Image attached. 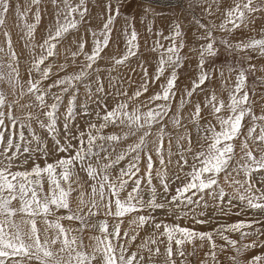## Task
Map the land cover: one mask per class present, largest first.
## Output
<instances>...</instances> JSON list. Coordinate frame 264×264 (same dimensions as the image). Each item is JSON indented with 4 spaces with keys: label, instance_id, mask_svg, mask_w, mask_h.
Segmentation results:
<instances>
[{
    "label": "snow or ice",
    "instance_id": "obj_1",
    "mask_svg": "<svg viewBox=\"0 0 264 264\" xmlns=\"http://www.w3.org/2000/svg\"><path fill=\"white\" fill-rule=\"evenodd\" d=\"M61 2L63 7L60 6ZM145 2L150 3L152 0ZM122 3L123 0H117L113 12L111 0H108L105 4L106 19L100 31L91 32V49L86 50V41L81 38L77 42V50L71 53L73 65L78 63L79 57L83 58V62L79 63L76 71L51 84L44 83L50 79L52 72V67L46 61L57 55L58 45L67 35L74 30L79 31L80 25L88 22V0H79L75 5L73 0H52L56 12L54 24L47 30L48 35L43 43L26 45L30 48L32 59L29 79L25 82H22L19 55L13 48L11 34L7 30L3 33L7 52L0 47V53L8 57L9 71L7 76L0 73V83L11 90L12 98H9L5 87H0V264H178V258L179 264H191L188 258L194 257L198 248H204L205 241L209 251L204 253L205 259L201 264H208L209 259L212 264H221L219 255L229 249L234 252L227 257L230 264H245L242 257L246 251L257 246L264 247V241H259V237L264 236V220H242L204 232L178 223L169 225L156 222L151 214L152 210L165 209L167 205L168 210L178 218L187 217L189 211L195 216L197 209L203 216V210L210 206V201L212 206L223 211L226 198L229 204L239 199L245 206L242 211L252 209L264 214V189L257 191L252 183L254 174L264 176V114L258 116L253 111L246 89L245 70L241 68L238 71L232 87L228 88L225 80L227 101L215 92L206 97L203 107L209 109L215 124L208 122L203 127L200 124L203 118L201 104L194 105L188 120L204 133L199 150L195 148L187 125L183 123L185 104H191L194 93L211 79L209 73L204 71V65L206 57L217 54L213 35L217 28L215 24L209 26L199 19L195 21L200 29H204L200 39L207 43L201 45L199 50L200 73L192 81L191 88L184 91L176 111H173L171 101L176 97L177 69L183 66L180 53L185 46L182 39L177 42L183 36L179 22L174 24L169 36H164L163 32L155 33L171 43L165 48L159 39L155 41L152 50L162 51L152 77H149L147 67L139 65L143 78L137 90L131 96L122 89L116 91L114 95L123 96L124 99L110 109L104 103L101 111L95 113L98 123L89 122L87 131H82L76 137L77 145L71 143L72 137L66 136L62 143L56 136L61 116L65 132L70 131L69 123L77 115V98L81 86L90 99L100 93L107 95L98 75V61L109 46L115 20L121 15ZM214 3L217 4L216 11H220L222 0H214ZM40 4L41 0H27L23 13L19 4L15 6L18 18L24 20V36L29 41L34 39L41 21ZM33 6H36L34 23H28L27 14ZM12 7L11 0H0V28L5 26ZM143 11L145 18L150 14L164 15L162 12L156 13L151 7H145ZM256 13L264 14V0L259 3L257 0H235L234 4L224 8L219 30L232 33L241 26L247 27L254 22ZM212 14L209 10V15ZM125 20L127 22L129 18L125 17ZM128 27L131 32L127 28L124 31L126 51L119 57L111 58L113 69L126 65L139 50L134 24L129 22ZM220 43L230 51L235 49L244 52L251 49L259 50V54L264 55V38H252L236 45L226 40ZM37 48L39 54L35 51ZM168 69H171L170 75L161 84L160 91L147 101L133 105L132 102L147 93L151 83L159 81ZM60 70L66 71L65 66L60 65ZM232 71L235 69H229V78ZM220 75L224 77L223 70ZM108 83L115 87L111 77ZM54 88L59 91L53 92ZM65 94L69 95V99L66 110L61 113ZM25 96L31 97V100L22 104L21 100ZM102 99V96L95 99L98 107H101ZM33 108L39 109L45 120L34 115L31 111ZM18 111L22 114L17 115ZM85 114L91 115L87 107ZM246 118H250L251 126L244 132ZM34 120L52 136L55 151L66 153L65 156L47 162V145L41 147L43 141L32 130ZM169 123L176 130L175 135L168 129ZM109 127L114 131L105 134V129ZM25 129L31 132L30 139L26 137ZM242 135L244 140L241 149L244 155L237 159L234 141ZM249 141L255 145V149L249 145ZM173 142L179 154L175 159L174 179H170L169 165L174 162ZM195 143H200V139ZM33 152H40L44 156L43 166L35 162L28 166ZM255 152L260 155H255ZM153 154L161 166L155 170V177L159 179L163 192L169 193V185L180 182L175 188V195L170 198L164 196V202H161L157 188L153 185ZM142 159L147 161L143 177L140 175ZM124 161H127L126 167H117ZM81 171L91 181V192L87 194V199ZM221 173L224 174L225 183L233 188L232 193H228L220 183ZM145 178L149 193L147 199L143 194ZM73 201L76 202L75 208L72 206ZM145 212L148 214H143ZM133 213L140 214L132 216ZM181 213L184 215L181 216ZM99 216L104 218L93 219ZM126 216L132 218L127 221L128 228L122 229ZM63 221L78 222L79 227H66ZM148 228L152 229L151 234L142 238L133 251L132 246L140 237V231H147ZM85 229L99 233L89 237V245L83 242ZM229 233H239V240L231 239ZM252 237L255 239L251 243H244ZM217 238L224 243L218 244ZM196 241H200V244L197 245ZM161 245H164L163 253ZM189 245L191 251L186 250ZM247 264H264V255L253 256Z\"/></svg>",
    "mask_w": 264,
    "mask_h": 264
},
{
    "label": "rangeland",
    "instance_id": "obj_2",
    "mask_svg": "<svg viewBox=\"0 0 264 264\" xmlns=\"http://www.w3.org/2000/svg\"><path fill=\"white\" fill-rule=\"evenodd\" d=\"M78 2L79 0H73L74 5ZM116 2L117 0H111L113 12L116 7ZM234 2L235 0H222L220 11H216L217 4L214 3V0H152V2L150 3H146L145 0H123V3L120 5L121 15L115 20L109 46L102 52L101 55L103 58L98 61V75L101 81L104 83L105 92L107 93V95L100 93L97 94L96 97L90 99L86 96L85 91L82 87L78 93L77 98V115L69 123L70 131L67 133L65 132L63 117L61 116L57 124L58 130L56 132V136L61 139L62 143L64 142L66 136L72 137L71 143L73 145H77L78 140L76 139V137H79L82 131H87L89 122L98 123L95 113L101 111L104 103H106L108 108L110 109L115 106L116 103L124 99L123 96L114 95L116 91L122 89L124 91H127L129 96H131L132 93L137 90L143 78L142 70L139 65L143 64L145 67H147L149 77H152L155 74V70L158 65L160 51H162L152 50L155 41L159 39L165 48H167L171 43L170 40H165L163 37H158L155 35V33L163 32L164 36H169L172 33L174 24L176 22H179L181 24V31L183 33V36L181 38H178L177 42L179 43L180 39H182L185 46L180 53L181 57L183 58V66L177 69L178 80L176 97L171 101L172 109L173 111H176L179 106L181 96L184 94V91L191 88L193 81L191 77H193L195 80L200 73V69L198 68L199 50L201 45L207 43V41L200 39V36L204 33V29H200L197 26V24L195 23L197 19H199L200 22L205 25L211 26L215 24L217 26L216 30L213 33L216 40L214 47L217 49V54L215 56L206 57V62L204 65V71L209 73L211 79L206 81V83L201 86V89L197 90V92L194 93V95L191 97V104L186 103L182 111V115L184 117L183 123L187 125V130L191 134L195 148L199 150L201 144L203 143V140L201 138L203 137L204 133L202 130L193 127L188 120V117L193 111L194 105L197 103L201 104L202 117L207 122H212L213 124H215V119L210 114L209 109L203 107L205 99L206 97L210 96L212 92H215L218 97H220L221 95L220 98L227 101L228 92L226 90L225 80L227 79V87H232L235 84L236 75L241 68L245 70V74L247 77L246 89L249 92L253 111L258 116L264 114V55H260L259 50L254 51L251 49L244 52H237L235 51V49L230 51L227 47H225V45L220 43L221 40H226L229 44L236 45L241 41L248 42L252 38H264V14L256 13L253 23H249L247 27L241 26V28L236 30L235 32L228 33L220 31L218 26L224 18V8L234 4ZM257 2L259 3L260 0H257ZM107 3L108 0H88L89 15L88 17H86L88 22L81 24L79 27V31L74 30L69 35H67L71 41L67 38V40L64 39L58 45L57 55L49 58V60L46 61V64H49L52 67V72L50 74V79L44 82L45 84H51L54 80H57L65 76L66 74L72 73L78 69L79 63L83 62V58L79 57L78 63L76 65H73L71 53L77 50V42L81 38H84V40L86 41V50L91 49V32L100 31L104 19H106L107 15L105 10V4ZM11 4L13 6L12 11L7 17L5 26L3 28H0V47L5 48V52H7V44L3 33L5 30H7L8 32L12 31L14 33V36L13 38H11L12 42L15 45H13V48L16 53H20H17L19 55L20 74L22 77V82H25L29 79V67L32 59L30 48L26 45L43 43V39L48 35L47 30L54 24V13L56 12V8L53 6L52 0H41V4L39 5V9L41 12V21L37 26L34 39L29 41L24 36V33L26 32V29L24 28V20L18 18L15 11V6L19 4L20 11L21 13H23L27 6V0H11ZM60 6L63 7L62 2L60 3ZM145 7H151L156 13L162 12L164 15L153 16L150 14L145 18L143 11ZM209 10L213 13L212 15H209ZM35 11L36 6H33L32 10L28 12V23H34ZM125 17H128L129 21L126 22ZM129 22L134 24L135 30L138 33L139 50L137 52V55L132 57L126 65L119 66L113 69L111 58L119 57L126 51V38L124 35V31L127 28L128 32H131V28L128 27ZM149 28L152 29L151 32L148 31ZM86 29L88 30L87 32L85 31ZM35 51L37 54H39L40 50L37 48L35 49ZM7 60L8 57L4 53H0V73H3L5 76H7V73L9 71L7 67ZM60 65H64L66 71H61ZM250 65L253 66L252 69H250ZM230 68L235 69V71L231 72L229 78ZM221 70L224 71V77H221L220 75ZM170 72L171 69H168L159 81L151 83L148 92L142 95L138 101H133L132 104L135 105L136 103L147 101L150 96L160 91L161 84L165 82L166 77L170 75ZM110 77L112 78L115 87L109 86L108 82ZM118 77H121V82L119 81ZM184 83L185 86L182 87ZM95 86V80L93 79V88H95ZM0 87H5V91L9 93V97L11 99V90L2 83H0ZM24 87L26 88L27 84H25ZM53 91L58 92L59 89L54 88ZM18 94L19 89H17V95ZM101 96L103 97L100 102L101 107H98L95 99ZM67 99H69V95L65 94L63 103L60 108L61 113L66 110V105L68 102ZM29 100H31V97L25 96L21 100V103H27ZM50 102L51 100H49V103ZM85 107H87V111L90 112L91 115L85 114ZM25 111H28V109H26ZM31 111L34 112V115L39 116L41 120H45V117L39 109L33 108L31 109ZM21 114L22 113H20L19 111L17 112V115ZM224 115H227V113H225ZM244 123L246 125L244 132H246L247 127L251 126L250 118H246ZM200 124L203 127L207 126V124L203 123L202 120L200 121ZM168 129L173 131L174 135L176 134V130L172 128V125L170 123L168 124ZM32 130L43 141L41 147L47 145V162H52L66 155V153H58L55 151V144L52 136L48 134L46 129L41 128L35 120L32 122ZM112 131H114V129L112 127H109L108 129H105V134L111 133ZM180 131L183 132L184 129L181 128ZM25 135L28 139L31 138V132H29L28 130L25 131ZM241 137L234 141L237 159L240 156L244 155V151H242L241 149V144L243 141ZM198 139H200V143H195ZM124 146H126V144L122 145L121 147ZM165 146L167 147V139ZM35 147L36 145L35 143H33V148ZM253 149H255V147H253ZM117 150L120 149L118 148ZM178 154L179 149L177 148L175 142H173L174 162L173 164L169 165L170 179H174L173 173L176 171L175 159L177 158ZM254 154L257 156L260 155L259 152H255ZM189 160H191L190 156ZM33 162L39 163L41 166H43L45 163V158L40 152H33L31 161H29L28 166L30 167ZM153 164V185L157 188L158 196L160 197L161 202H164V196H168L170 198L171 195H175V188L179 185L180 182L176 181L175 183H171L169 185L170 192L165 194L163 192V187L159 179L155 177V170L160 169L161 166L159 164V160L155 157L154 154ZM146 165V159H142L140 162V175L142 177L147 170ZM126 166L127 161H124L121 162V164L117 167ZM80 176L82 177V182H85L83 190L86 193L85 199H87V194L91 192V188L89 187L91 181H88L87 175L83 171L80 172ZM220 183L224 186L225 190L228 193H232L233 188L229 187V185L225 183L223 173H221L220 175ZM252 183L257 191H259L260 189H264V176H262L261 174H254ZM143 194L145 196V199H147L149 193L146 184V178ZM73 195H76V193H74ZM209 203L210 206L203 210L205 213L203 216L199 214L200 209H197L195 216H193V214L189 211L187 217L178 218L177 215L168 210L167 205L165 209L152 210L151 214L155 217L156 222H162L169 225L178 223L183 227H188L191 229H195L196 231L204 232L213 231L221 225L231 224L242 220H252L253 218L264 220V214H261L258 211L252 209L242 211L245 206L239 201V199H234L229 204L228 198H226L223 204V211H221V209L218 207L212 206L211 201ZM72 206L73 208H75V201H73ZM185 211L188 210L185 209ZM61 213H63V210H61ZM236 213L240 214L237 215ZM139 214L140 213H133L132 216H136ZM143 214L146 215L148 213L145 212ZM183 215L184 214L181 213V216ZM103 218V216H99L93 219ZM131 218V216H126L124 218L125 223L122 225V229L128 228L127 221ZM197 220H202L205 222L197 223ZM63 224L66 227H79L78 222L63 221ZM257 227L260 226L257 225ZM151 231V228H148L147 231H140V237H138V239L132 246L133 251L136 250L135 246L139 244V240L141 242L142 237L150 235ZM98 234L99 233L97 231L91 233L88 231V229H85L83 232L84 244L89 245L91 243L89 237ZM228 235L231 239L239 240L240 238L239 233H229ZM253 239H255V237L248 238L244 241V243H251ZM259 241H264V236H260ZM217 243L223 244L224 241L217 238ZM196 244L199 245L200 241H196ZM186 250L191 251V246H186ZM163 251L164 245H161V252L163 253ZM207 251H209V246L207 241H205L204 248H198L196 255L194 257H189L188 259L191 264H201V261L205 259L204 253ZM233 254L234 252L230 249L221 253L218 257L221 264H230V261L227 259V257ZM257 255H264V247L257 246L255 248L249 249L244 253L242 259L245 261V264H247V261L251 260L253 256ZM179 259L180 258H178V264ZM162 260L163 257L161 256L160 261ZM158 264H160V262H158ZM208 264H212L210 259L208 260Z\"/></svg>",
    "mask_w": 264,
    "mask_h": 264
},
{
    "label": "bare ground",
    "instance_id": "obj_3",
    "mask_svg": "<svg viewBox=\"0 0 264 264\" xmlns=\"http://www.w3.org/2000/svg\"><path fill=\"white\" fill-rule=\"evenodd\" d=\"M33 10H34V9H33ZM42 33H43V32H42ZM10 34H11V37L13 38L14 33H13L12 31H10ZM40 34H41V33H40ZM43 34H44V33H43ZM73 37H74V36H73ZM66 38L70 40V38H68V36H67ZM66 38H65V40H67ZM74 38H75V37H74ZM69 40H68V41H69ZM70 41H71V40H70ZM12 43H13V42H12ZM5 45H6V44H5ZM13 45H14V43H13ZM14 46H15V45H14ZM15 49H16V48H15ZM17 53H19V52H17ZM19 54H20V53H19ZM3 57H4V56H3ZM164 78H165V77H164ZM191 78L194 80L193 77H191ZM118 79H119L120 82L122 81V80H121V77H118ZM222 81H223V80H222ZM120 84H121V83H120ZM184 86H185V83L183 84L182 87H184ZM81 88H82V86H81ZM53 92H55V91H53ZM67 97H68V96H67ZM67 97H66V98H67ZM220 97H221V95H220ZM9 98H10V97H9ZM67 100H68V99H67ZM79 105H80V104H79ZM224 114H225V113H224ZM211 120H212V119H211ZM202 122L205 123V124L208 123L204 118L202 119ZM34 125H35V124H34ZM36 128H37V127H36ZM25 131H27V129H26ZM241 139L244 140V136H243V135H242ZM248 143H249V145H250L252 148L255 147V145H253L251 141H249ZM88 231L91 232V233L96 232V230H88ZM144 235H145V233H144ZM144 237H146V236H143L142 238H144ZM139 243H141L140 240H139Z\"/></svg>",
    "mask_w": 264,
    "mask_h": 264
}]
</instances>
